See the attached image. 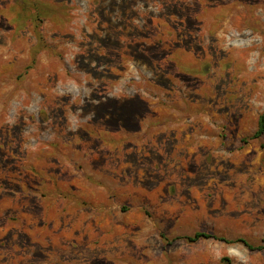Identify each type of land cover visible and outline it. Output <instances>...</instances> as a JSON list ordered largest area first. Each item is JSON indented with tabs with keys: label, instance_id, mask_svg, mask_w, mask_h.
<instances>
[{
	"label": "rangeland",
	"instance_id": "374dc122",
	"mask_svg": "<svg viewBox=\"0 0 264 264\" xmlns=\"http://www.w3.org/2000/svg\"><path fill=\"white\" fill-rule=\"evenodd\" d=\"M263 114L264 0H0V264H264Z\"/></svg>",
	"mask_w": 264,
	"mask_h": 264
},
{
	"label": "trees",
	"instance_id": "16d2710c",
	"mask_svg": "<svg viewBox=\"0 0 264 264\" xmlns=\"http://www.w3.org/2000/svg\"><path fill=\"white\" fill-rule=\"evenodd\" d=\"M263 134H264V114L260 118L259 128H258V131L255 134L254 138L257 139V138L261 137ZM205 239H218V240H222L224 242H229V243L232 242V241H228V240L223 239V238H217L214 235L209 234V233H197L194 235V237L190 238L189 240L191 242H198L200 240H205ZM235 242L243 244L250 251L264 250V246H253L252 244H250L248 241H246L244 239H238Z\"/></svg>",
	"mask_w": 264,
	"mask_h": 264
}]
</instances>
